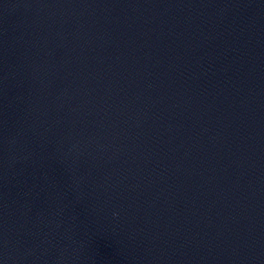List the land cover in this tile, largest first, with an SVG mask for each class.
Instances as JSON below:
<instances>
[{
  "label": "water",
  "instance_id": "1",
  "mask_svg": "<svg viewBox=\"0 0 264 264\" xmlns=\"http://www.w3.org/2000/svg\"><path fill=\"white\" fill-rule=\"evenodd\" d=\"M0 264H264V0H0Z\"/></svg>",
  "mask_w": 264,
  "mask_h": 264
}]
</instances>
